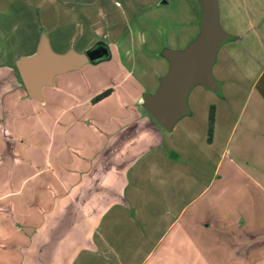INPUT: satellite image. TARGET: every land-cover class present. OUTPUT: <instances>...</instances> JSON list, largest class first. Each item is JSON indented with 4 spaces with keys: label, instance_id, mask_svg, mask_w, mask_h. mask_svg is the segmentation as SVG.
<instances>
[{
    "label": "crops",
    "instance_id": "crops-1",
    "mask_svg": "<svg viewBox=\"0 0 264 264\" xmlns=\"http://www.w3.org/2000/svg\"><path fill=\"white\" fill-rule=\"evenodd\" d=\"M39 1L0 0V264H264V64L249 50L259 45L257 31L249 38L217 1L228 38L211 71L224 96L237 83L213 74L222 46L234 60L225 44L238 40L240 59L252 64H227L225 78L237 71L247 93L224 97L208 140L187 100L202 85L167 131L143 107L159 82L141 78L143 70L135 76L119 57L109 83L91 87L83 68L104 63L88 61L52 74L31 96L17 62L38 51L31 8ZM199 21L196 9L195 36ZM111 40L118 47L128 38ZM48 42L53 53L68 52ZM114 97L116 107L100 111Z\"/></svg>",
    "mask_w": 264,
    "mask_h": 264
},
{
    "label": "rangeland",
    "instance_id": "rangeland-1",
    "mask_svg": "<svg viewBox=\"0 0 264 264\" xmlns=\"http://www.w3.org/2000/svg\"><path fill=\"white\" fill-rule=\"evenodd\" d=\"M42 1H39V6L34 2L31 8L39 23V45L43 43L51 48L48 42L50 38L51 44L58 51L68 47V52L77 50L85 53L87 49L83 46L89 41L95 46L104 45L108 48L107 56L89 61V65H92V62L100 61L99 64L104 63L102 66L95 69H91L89 66L83 68L84 76L92 81V88L116 79V74L112 69H115L118 57L127 67L136 69L135 76L139 77V74L145 71L147 77L143 73L144 75H140L141 78L159 82L160 77L166 72V62L168 63L165 53L170 50H182L194 40L196 36L190 33V21L194 17L196 9L201 12L199 0H166L167 3L163 4L160 3L162 0ZM217 1L220 10L226 14L225 20L235 21L238 26L243 28L249 27L247 35L249 38L254 37L252 28L257 31V36L260 38L259 45L249 47V50H255V55L258 58L257 63L264 64V48L261 47L262 43L264 44V0ZM224 3H227V6ZM27 15L25 11L23 16ZM223 17L222 15L220 20L222 26L224 25ZM127 31L132 32V35ZM44 32H48V35ZM124 32L126 33L123 35ZM118 36H126L128 40L119 41V45L116 47L111 38ZM225 45L227 48H234L236 58L228 60V55L224 53V46H222L212 68L213 74L221 83L223 80H228V82H236L238 86L237 84L236 86L232 83L228 84L229 89H225L226 96H224V89L222 91V88L221 91L219 89L218 91H211L205 86H195L187 99L189 111H193L197 115V120L201 121L200 125H202L203 120L207 138L210 107H213L214 130L216 117L221 114L223 109L227 108L226 98L233 97L238 101L247 93V89H245L247 85H239L241 77L237 71L230 74L231 79H226L225 76L228 75L226 69L228 63H232V66H236L237 62L252 63L248 59L249 62L240 59L244 54V46H241L238 40L228 42ZM116 48H120L121 52L128 48L129 54L116 56ZM141 70L143 71L141 72ZM106 72H113V74L106 76ZM78 75L72 76L74 78L72 79L73 83L78 80ZM81 76H83L82 73ZM237 101L232 102L235 110L238 107ZM115 107L116 97L104 103L100 111ZM178 127L184 128L185 122L181 120ZM176 130L166 133H168L167 135L173 133L175 137ZM262 171L264 172V168Z\"/></svg>",
    "mask_w": 264,
    "mask_h": 264
},
{
    "label": "water",
    "instance_id": "water-1",
    "mask_svg": "<svg viewBox=\"0 0 264 264\" xmlns=\"http://www.w3.org/2000/svg\"><path fill=\"white\" fill-rule=\"evenodd\" d=\"M199 32L182 50L165 53L168 69L160 77L158 87L143 96V107L165 130H171L178 119L188 112L187 95L194 85L218 91V82L211 71L219 46L228 38L218 21L217 0H199ZM109 53L99 45L85 53L69 51L53 53L47 44H40L36 54L23 57L17 68L24 86L31 96H36L39 86L52 74L70 69L81 63L95 61Z\"/></svg>",
    "mask_w": 264,
    "mask_h": 264
},
{
    "label": "trees",
    "instance_id": "trees-1",
    "mask_svg": "<svg viewBox=\"0 0 264 264\" xmlns=\"http://www.w3.org/2000/svg\"><path fill=\"white\" fill-rule=\"evenodd\" d=\"M109 93V90H106L99 94L98 96L95 97V100H99L106 96ZM155 121V120H154ZM160 127H162L157 121H155ZM208 140H210L211 135H212V130H213V122H214V116H213V107H210L209 115H208ZM163 128V127H162Z\"/></svg>",
    "mask_w": 264,
    "mask_h": 264
},
{
    "label": "flooded vegetation",
    "instance_id": "flooded-vegetation-1",
    "mask_svg": "<svg viewBox=\"0 0 264 264\" xmlns=\"http://www.w3.org/2000/svg\"><path fill=\"white\" fill-rule=\"evenodd\" d=\"M94 47H96V46H94Z\"/></svg>",
    "mask_w": 264,
    "mask_h": 264
}]
</instances>
